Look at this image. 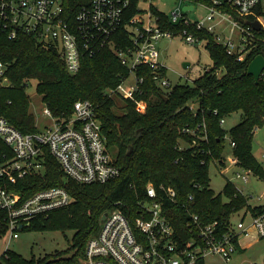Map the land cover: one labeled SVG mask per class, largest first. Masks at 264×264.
<instances>
[{
	"label": "trees",
	"instance_id": "obj_1",
	"mask_svg": "<svg viewBox=\"0 0 264 264\" xmlns=\"http://www.w3.org/2000/svg\"><path fill=\"white\" fill-rule=\"evenodd\" d=\"M89 1L63 0L65 19L73 22L79 8ZM138 5L139 0H130L125 9L123 22L113 35L118 45L129 43L126 24L138 12ZM154 12L161 17V27L176 32L187 27L206 38L212 64L192 83L178 82L170 89L156 86L151 70L140 68L145 81L143 93L137 96L147 100L144 112L138 111L131 100L121 99L124 103L118 106L117 96L109 93V88L120 82V76L128 73L113 50L104 47L93 55L85 54L79 71L72 74L56 48H46L26 34L15 39L0 36V60L8 64L11 81L9 87L0 89V116L23 133L39 130L26 93L30 79L37 80L36 90L57 120L69 119L75 101L88 99L95 106L106 145L120 168L119 175L106 182L78 183L65 177L57 160L46 150L42 174L27 175L9 186L23 198L47 187L66 188L72 196L69 205L32 218L24 229L72 230L69 247L38 258L8 250L0 264H82L86 243L98 233L102 215L119 207L134 218L146 199L148 183L176 191V199L167 200L166 206L179 242L187 236L188 211L197 213L204 223L217 220L224 224L244 207L254 213L263 210L262 205L251 206L229 180L223 190L228 200L224 201L209 187L208 176V162L222 158L223 138L228 133L230 142H235L237 163L264 178L263 166L252 152L254 130L264 126V73L258 81L248 73L249 63L262 52L261 45L239 61L227 54L212 34L192 26L172 25L168 15L156 9ZM194 102L196 107L192 106ZM238 110L242 111V119L227 132L220 119ZM3 153L8 154L9 148L0 138ZM195 183L201 187H195ZM196 264L205 263L200 259Z\"/></svg>",
	"mask_w": 264,
	"mask_h": 264
},
{
	"label": "built area",
	"instance_id": "obj_2",
	"mask_svg": "<svg viewBox=\"0 0 264 264\" xmlns=\"http://www.w3.org/2000/svg\"><path fill=\"white\" fill-rule=\"evenodd\" d=\"M143 1L148 3V8H141L139 0L138 12L126 24L130 41L124 46L118 45L113 35L123 22L130 0H90L79 8L73 22L64 17L63 0H0V36L15 39L26 34L46 48H56L72 74L79 71L85 54L93 55L104 47L113 50L128 73L120 76V82L109 88V93L133 101L136 109L144 112L147 100L137 96L143 93L145 81L140 68L151 70L159 88L170 89L174 85L160 61L157 42L176 35L191 44L205 45L207 40L187 27L179 32L161 27L158 22L161 17L154 9L161 11L155 7L154 0ZM180 1L178 8L168 15L172 25L192 26L212 34L227 54L239 61L259 44L260 54L264 55V0ZM189 5L193 8L188 9ZM196 5L204 7L205 14L191 19L186 11L196 10ZM248 20L258 21L260 28L255 29ZM210 67H204L202 72ZM7 69L8 64L0 60V89L11 85ZM180 77L190 79L186 74ZM43 112L53 117L46 105ZM224 122L222 117L220 124ZM0 138L9 148L8 154H0V230L8 233L2 255L10 250V241L19 236V231L32 218L72 202L71 194L63 186L39 189L25 198L10 188V183L45 171L46 150L57 160L65 177L78 183H103L120 173L102 135L95 106L88 99L75 101L69 119L54 118L52 126L32 133L21 132L0 116ZM230 143L235 146V142ZM211 162L224 163L223 158H212L208 165ZM237 165L241 171L235 175L244 182L251 173L255 174ZM261 165L264 169V160ZM194 186L201 187L199 183ZM175 199L174 188L163 184L157 188L148 183L146 199L134 218L119 207L107 211L98 233L86 243L82 264H196L209 255H219L227 262L238 250L240 237L251 233L264 237V206L258 213L244 207L237 223L232 221L234 213L224 224L217 220L204 223L197 213L188 211L187 236L179 242L166 206L167 200ZM247 213L251 215L249 224L244 222Z\"/></svg>",
	"mask_w": 264,
	"mask_h": 264
},
{
	"label": "rangeland",
	"instance_id": "obj_3",
	"mask_svg": "<svg viewBox=\"0 0 264 264\" xmlns=\"http://www.w3.org/2000/svg\"><path fill=\"white\" fill-rule=\"evenodd\" d=\"M180 0H154V5L162 13L169 15L175 11L180 5ZM184 4H182L183 6ZM141 8H148V3L141 0ZM186 14L191 19L200 18L205 14V8L196 5V10L186 11ZM160 61L167 69V76L172 83L188 82L192 83L193 79L203 73V68L210 66L212 60L208 49L203 43L191 44L185 41L181 36L173 38H162L157 42ZM183 62H189L190 65L185 68ZM188 75L189 80L186 81L180 75ZM37 80L30 79L27 83L26 93L30 100V111L35 116V124L39 130L54 124V118L43 112L45 104L41 99V95L36 90ZM118 106L123 105L120 97H116ZM196 103H192L196 107ZM242 111H234L224 116L225 122L222 127L227 132L229 129L241 121ZM182 146H187V143L181 142ZM223 165H217L214 162L209 164L208 176L209 187L216 193L221 194L224 201L228 197L224 193L225 183L229 180L235 187L242 191L247 197L248 203L251 206L264 205V178L256 174H250L249 180L244 182L235 175L236 171H241L237 165V159L233 154V146L230 143L229 134L223 138ZM111 156L114 157L112 150L108 149ZM252 152L255 158L261 163L264 160V126L256 127L253 135ZM242 211L234 214L232 221L237 223L241 217ZM245 224L251 222V215L247 213L244 218ZM7 231L0 230V260L2 253L8 242ZM73 235L72 230H28L22 229L19 231V236L14 238L9 243L10 250L23 255L26 258L32 256L43 257L46 254H52L55 251H63L69 247V241ZM239 242L241 248L236 250L229 261H225L219 255H209L204 259L205 264H264V237H255L253 235L240 237Z\"/></svg>",
	"mask_w": 264,
	"mask_h": 264
},
{
	"label": "water",
	"instance_id": "obj_4",
	"mask_svg": "<svg viewBox=\"0 0 264 264\" xmlns=\"http://www.w3.org/2000/svg\"><path fill=\"white\" fill-rule=\"evenodd\" d=\"M186 9V6L183 7ZM188 9H192L193 5L187 6ZM249 24H251L255 29H259L260 25L258 21H247ZM190 65L189 62H183V66L187 68ZM264 70V55L258 54L248 65V73L251 74L256 81L259 80L260 75L262 74ZM106 216V212L102 215L101 220L104 219Z\"/></svg>",
	"mask_w": 264,
	"mask_h": 264
},
{
	"label": "crops",
	"instance_id": "obj_5",
	"mask_svg": "<svg viewBox=\"0 0 264 264\" xmlns=\"http://www.w3.org/2000/svg\"><path fill=\"white\" fill-rule=\"evenodd\" d=\"M260 205H262V204H260ZM262 206H264V205H262ZM251 235L256 237V235L254 233H251L250 235H247V236H251ZM247 236H242V237H247ZM241 248H243V247H241L240 242H239V248L238 249L240 250Z\"/></svg>",
	"mask_w": 264,
	"mask_h": 264
}]
</instances>
